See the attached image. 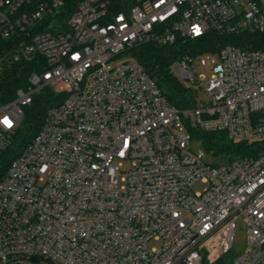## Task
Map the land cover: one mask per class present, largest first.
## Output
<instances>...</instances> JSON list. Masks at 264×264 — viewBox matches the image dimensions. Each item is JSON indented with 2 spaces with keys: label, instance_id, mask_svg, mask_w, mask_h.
<instances>
[{
  "label": "built area",
  "instance_id": "2783aa9c",
  "mask_svg": "<svg viewBox=\"0 0 264 264\" xmlns=\"http://www.w3.org/2000/svg\"><path fill=\"white\" fill-rule=\"evenodd\" d=\"M134 2L112 14L107 0H0V89L11 65L37 69L0 90V264H264V51L249 39L264 0ZM212 32L241 46L176 60L196 95L177 108L133 51ZM38 109V132L4 163ZM194 131L258 154L214 165Z\"/></svg>",
  "mask_w": 264,
  "mask_h": 264
},
{
  "label": "trees",
  "instance_id": "16d2710c",
  "mask_svg": "<svg viewBox=\"0 0 264 264\" xmlns=\"http://www.w3.org/2000/svg\"><path fill=\"white\" fill-rule=\"evenodd\" d=\"M109 10L112 14L126 12L135 5L134 0H107ZM249 39L256 40L254 48L264 51V33ZM232 45L241 46L239 39L233 37H223L212 32L203 39L196 41H184L182 39L175 46H162L156 42H146L137 46L133 54L143 64L148 74L154 78L162 88L164 95L171 104L180 109H188L196 106V95L186 88L171 71L172 64L187 54H198L206 51H217L218 49ZM36 57V56H35ZM37 70L34 60L23 61L11 65L3 75L1 92L8 91V95H13L17 89L24 87L33 71ZM45 111V110H44ZM43 110H32L27 113L25 126L20 132L18 146L9 152L4 158V163L13 160L18 155V147H22L25 142L31 140L41 126V114ZM202 136L205 147L211 152L213 157L220 158L221 162L213 163L222 165L237 158L258 154V146L232 143L225 134L202 133L194 131L193 134ZM0 171V179L3 176ZM223 257L217 264H224L226 258ZM230 264V262H229Z\"/></svg>",
  "mask_w": 264,
  "mask_h": 264
},
{
  "label": "rangeland",
  "instance_id": "374dc122",
  "mask_svg": "<svg viewBox=\"0 0 264 264\" xmlns=\"http://www.w3.org/2000/svg\"><path fill=\"white\" fill-rule=\"evenodd\" d=\"M207 61L210 62V58L208 57L207 58ZM206 73L207 76L209 77L210 76V73L206 72V71H201V73ZM199 102L203 103V102H207L208 101V97L205 93H200L199 94ZM191 148L193 151L197 152V153H200L203 158L206 160V161H209V162H212V163H216V162H221L220 161V158H215L213 157V155L211 154V152L209 150L206 149L205 147V142L203 141L202 139V136L200 135H197V134H193L192 133V141H191ZM246 248V239H245V234H244V230L242 229V227H240L237 231V234H236V241H235V244H234V249H233V252L232 254H239L241 253L242 251H244ZM231 260V256L227 257L224 262V264H229Z\"/></svg>",
  "mask_w": 264,
  "mask_h": 264
}]
</instances>
